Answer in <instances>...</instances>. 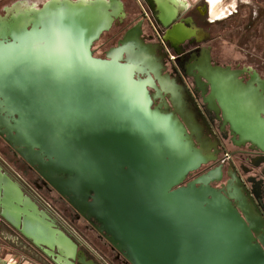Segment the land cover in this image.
<instances>
[{
  "label": "water",
  "instance_id": "1",
  "mask_svg": "<svg viewBox=\"0 0 264 264\" xmlns=\"http://www.w3.org/2000/svg\"><path fill=\"white\" fill-rule=\"evenodd\" d=\"M176 4L157 0L153 9L163 41L192 32L169 26ZM119 6L49 2L15 20L11 40H0V136L80 216L93 218L129 264H264L251 226L209 175L184 183L207 160L175 87L152 61V44L127 33L106 58L92 55ZM208 58L206 51L195 66L196 89L237 145L264 151V78L254 71L243 81ZM155 98L171 108L152 105ZM1 220L54 264H101L0 163Z\"/></svg>",
  "mask_w": 264,
  "mask_h": 264
},
{
  "label": "flooded vegetation",
  "instance_id": "2",
  "mask_svg": "<svg viewBox=\"0 0 264 264\" xmlns=\"http://www.w3.org/2000/svg\"><path fill=\"white\" fill-rule=\"evenodd\" d=\"M60 1L65 0H0V40L5 42L11 40L10 28L16 19L26 21L32 13L43 9L49 2ZM67 1L76 3L87 0ZM119 1L120 8L111 26L92 42V55L106 58L107 53L117 48L127 33L144 44H152L155 51L152 61L165 82H169L175 87V96L177 95L181 101L179 102L180 105L178 104L179 109L194 130L192 133L194 145L204 149L207 160L189 171L185 176L184 183L208 174L210 177L209 185L220 190L229 198L247 224L251 226L254 243H257L260 248H264V151L249 142L239 145L235 143L227 127L222 126L218 120V115L208 107L205 101L206 94H203L202 90L196 89V81L193 76V73L197 72L195 66L201 63L207 51L211 65L239 70L241 71L239 77L243 81H246L254 71L264 78L256 65L252 63V54L240 47L241 52L239 51V54L234 57L233 54L223 49V43H228L229 40L225 35L224 27H221L216 19L210 18L207 0H204V4L177 0V15L169 26L177 23L183 24L191 28L192 31L188 34L186 32L187 35L180 43L163 41L159 38V35L161 37L164 35L166 29L157 23L153 15L157 0ZM262 2L263 0L259 3L261 9L264 8ZM245 3L248 2L245 1ZM114 7L118 8V5H114ZM234 12L238 13V10L236 9ZM261 12L262 10L257 15L250 13L249 10L244 14L246 18L243 22H235L232 25L231 32L233 33L229 34L238 36L237 41L241 42L245 48H249L247 47V42H250L248 37L252 36L253 33L258 34L261 38L264 36L263 29H254L252 21L262 18ZM230 13L234 15L233 12ZM250 14H253V17ZM29 25L31 24L26 23V28H29ZM179 28L183 30L182 27ZM104 33L106 35L100 40ZM181 33L185 34V31ZM139 76L144 77L145 75ZM203 87L207 90L206 84ZM149 92L152 93L153 90L149 89ZM159 103L162 108L167 104L165 99L155 98L152 105ZM167 105L171 108L169 103ZM0 139L4 141L2 136ZM6 145L16 156H19L10 145L7 143ZM23 162L27 168L37 174L33 184L39 192L43 193V191L53 189L33 167L24 160ZM63 199L66 201L65 198ZM71 209L73 221L82 219L86 228L95 230L97 236L107 242L103 234L95 229L96 221L93 218L87 220L80 216L75 209L72 207ZM69 221L72 223L71 220ZM110 247L114 253L115 261L129 264L116 249L111 245ZM80 248L85 251L88 257L92 258V254L87 249L89 248L87 244H82ZM38 253L51 264H54L40 251Z\"/></svg>",
  "mask_w": 264,
  "mask_h": 264
},
{
  "label": "rangeland",
  "instance_id": "3",
  "mask_svg": "<svg viewBox=\"0 0 264 264\" xmlns=\"http://www.w3.org/2000/svg\"><path fill=\"white\" fill-rule=\"evenodd\" d=\"M188 2H199L204 4V0H187ZM208 1V0H207ZM248 3H240L237 0H219V6L224 11V16L216 19L218 24L221 27H224L225 35H227L228 43H223V49L233 54L236 57L239 54L240 47L249 51L252 55V63L256 65V68L259 72L264 75V36L261 38L258 34H252V36L248 37L250 42H247V47L237 41L238 36H234L232 31V25L235 22L244 21L246 18L244 14L249 10L250 13H256L257 15L262 10L263 17L259 20L255 19L253 21L254 29H263L264 32V8L261 9L260 4L262 0H245ZM264 6V0H263ZM208 6V14H209V4ZM249 7V8H247ZM238 10V13H235L234 10ZM230 12H233L232 15ZM253 17V14H250ZM254 19V18H253ZM104 33L102 37L103 39ZM260 37V38H259ZM99 40V42H100ZM241 41V40H240ZM98 43V42H97ZM227 53V54H228ZM0 156L5 159L7 162L11 164L15 168L17 172L21 174V176L31 184H33L34 179L37 177L33 171L27 168L26 164L23 160L16 156L12 150L6 145V143L0 139ZM40 194L48 200L52 206L68 221H72L73 227L76 229L77 233L81 237L82 244H87L89 248H87L92 254V258L96 259L97 262H101V258L112 262L113 264H123L120 261L114 260V253L110 247V245L103 239H100L97 236V232L93 229L86 228L85 222L82 219L73 221L72 220V209L70 205L54 190H47L40 192ZM85 242V243H84ZM81 244V245H82ZM84 248V247H82ZM0 254L3 259L8 263L16 264L23 259H27L37 264H51L47 259H45L38 251L30 245V243H26L25 239L21 237L18 232H16L10 225L6 222L2 221L0 223ZM19 257V259H18Z\"/></svg>",
  "mask_w": 264,
  "mask_h": 264
},
{
  "label": "built area",
  "instance_id": "4",
  "mask_svg": "<svg viewBox=\"0 0 264 264\" xmlns=\"http://www.w3.org/2000/svg\"><path fill=\"white\" fill-rule=\"evenodd\" d=\"M159 38L162 40L161 35H159ZM0 163L2 164L4 169L6 171H8V173H10L15 179H17L20 182L24 191L26 193H28L30 196H32L37 201V203L39 204V206L41 208L48 210L57 219V222L60 224V226H62L66 231H68L72 235H74L76 237H80V235L77 233L76 229L73 227L72 223H70V221H68L65 217H63L52 206V204L40 194V192L36 189L34 184H31L30 182L26 181L21 176V174L15 170V168L13 166H11V164L9 162H7L5 159H3L1 156H0ZM100 258L102 260L100 262L101 264H112L108 260H105L102 257H100Z\"/></svg>",
  "mask_w": 264,
  "mask_h": 264
},
{
  "label": "bare ground",
  "instance_id": "5",
  "mask_svg": "<svg viewBox=\"0 0 264 264\" xmlns=\"http://www.w3.org/2000/svg\"><path fill=\"white\" fill-rule=\"evenodd\" d=\"M40 1V0H39ZM36 3V2H35ZM209 4V16L211 19L215 20L224 16V11L218 6V0H208ZM37 9V8H36ZM114 21V20H113ZM3 22V21H2ZM1 26V25H0ZM30 26V25H29ZM131 32V31H130ZM136 33V32H135ZM5 38V37H4ZM241 72V71H240ZM243 72V71H242ZM240 76V75H239Z\"/></svg>",
  "mask_w": 264,
  "mask_h": 264
},
{
  "label": "crops",
  "instance_id": "6",
  "mask_svg": "<svg viewBox=\"0 0 264 264\" xmlns=\"http://www.w3.org/2000/svg\"><path fill=\"white\" fill-rule=\"evenodd\" d=\"M238 2L240 3H245V0H237ZM208 2V1H207ZM218 3H219V0H218ZM219 5V4H218ZM220 8V6H218ZM221 9V8H220ZM3 220L0 221V223L2 222ZM19 234V233H18ZM20 235V234H19ZM21 236V235H20ZM22 237V236H21ZM25 239V238H24ZM26 243H30L28 242L26 239H25ZM31 245V244H30ZM32 246V245H31ZM33 247V246H32ZM34 248V247H33ZM35 251L37 250L36 248H34ZM38 251V250H37ZM19 259V257H18ZM0 264H12V263H7L5 259H3V257L1 256L0 254ZM16 264H37V263H33L32 261H29L27 259H23L22 261H19L18 263Z\"/></svg>",
  "mask_w": 264,
  "mask_h": 264
}]
</instances>
